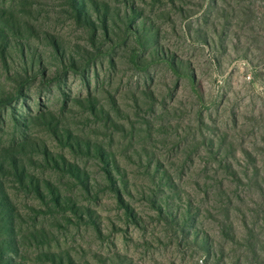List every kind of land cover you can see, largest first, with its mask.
Instances as JSON below:
<instances>
[{
    "label": "rangeland",
    "instance_id": "obj_1",
    "mask_svg": "<svg viewBox=\"0 0 264 264\" xmlns=\"http://www.w3.org/2000/svg\"><path fill=\"white\" fill-rule=\"evenodd\" d=\"M79 5L0 0V264H264V0Z\"/></svg>",
    "mask_w": 264,
    "mask_h": 264
},
{
    "label": "trees",
    "instance_id": "obj_2",
    "mask_svg": "<svg viewBox=\"0 0 264 264\" xmlns=\"http://www.w3.org/2000/svg\"><path fill=\"white\" fill-rule=\"evenodd\" d=\"M71 4L72 6L78 10V17H84L85 18V12L80 10V5H79V0H71ZM21 35V34H19ZM72 65H74V63H72ZM1 102H5V99L3 98H0V103ZM11 165L14 166V168L16 169V174H18V170H19V163L17 161H14L11 163ZM9 170V166H8V162L6 160V157L2 158V156L0 155V171H3V170ZM4 200V201H3ZM2 206L4 207V209L6 210V216H5V219H3L8 225L10 224L11 222V219H12V215L9 212V209H10V205L8 204V202L6 201L5 197H2ZM7 242V245L8 246H11V243L9 240L6 241ZM5 242V243H6Z\"/></svg>",
    "mask_w": 264,
    "mask_h": 264
}]
</instances>
